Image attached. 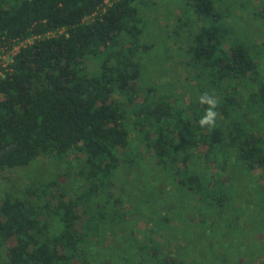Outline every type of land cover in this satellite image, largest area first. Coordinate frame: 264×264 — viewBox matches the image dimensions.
Returning <instances> with one entry per match:
<instances>
[{"label": "trees", "instance_id": "16d2710c", "mask_svg": "<svg viewBox=\"0 0 264 264\" xmlns=\"http://www.w3.org/2000/svg\"><path fill=\"white\" fill-rule=\"evenodd\" d=\"M184 1L193 16L169 37L186 43L191 58L183 64L195 72L191 78L205 77L197 96L219 100L210 131L198 124L207 106L192 91L186 104L145 76L147 53L154 69L162 62L155 61V44L143 40L150 19L142 0H0V46L33 39L0 76V175L39 158L78 160L82 153L72 171L85 186L66 198L58 174L19 195L6 191L0 264H104L97 245L121 228L116 221L126 223L113 191L122 171H134L144 154L152 169L190 192L192 209L215 199L211 188L231 180L221 177L230 169L264 177V139L256 132L258 124L264 129V64L257 61L264 38L256 28L250 47L239 41L236 30L250 35L238 17L249 9L239 0ZM258 187L264 193V180ZM168 241L159 264H192L184 254H169ZM157 243L148 245L149 258Z\"/></svg>", "mask_w": 264, "mask_h": 264}, {"label": "rangeland", "instance_id": "374dc122", "mask_svg": "<svg viewBox=\"0 0 264 264\" xmlns=\"http://www.w3.org/2000/svg\"><path fill=\"white\" fill-rule=\"evenodd\" d=\"M149 1L142 0V13L150 19L143 40L155 44V61L162 63L154 69L156 62H151L152 55L150 53L149 57L147 53L144 60L150 70L145 76L155 84H167L166 90L176 91L180 95L185 92V97H182L184 101L180 95L178 97L187 104L192 100L189 91L193 92V99H197L196 91L203 86L205 77L198 69L202 77L194 75L196 80L191 78L195 72L191 73L193 69L188 66L184 68L183 64L191 58L184 53L186 43L178 44L179 39L170 38L169 35L177 34V23L190 19L193 11L184 0ZM239 1L249 9L248 15L238 11V17L244 21L243 26L250 35L244 34L243 30H236L235 34L240 42L250 47L249 42L255 37L256 28L264 38V0ZM244 14L247 15L245 19ZM179 36L183 39L184 35L181 33L177 38ZM258 55L257 61L263 65L264 50ZM171 79H178L177 83H172ZM185 81L190 82L188 87L184 85ZM254 122L263 124L257 116ZM258 126L256 132L264 139V129ZM79 157L76 160L74 154H70L62 160L39 158L30 166L3 172L0 175V198L6 191L22 194L26 187L53 180L58 174L61 175L59 183L67 193L66 198L74 196L75 192L85 187L76 174L77 168L72 171L73 164L84 156L79 153ZM150 163L153 162L147 154L141 155L134 171L125 169L119 176L118 187L113 192L122 199L125 211L123 208L121 211L126 223L123 217L116 221L121 226L118 231L123 232L120 239L116 238L118 231L111 232L102 240V245H97L96 248L100 249L98 257L101 254L104 264H142L143 261L159 264L164 255L163 242L167 239L165 250L171 255L184 254L192 264H264V193L258 187V183L261 185L264 180L261 174L243 173L241 170L234 173L230 169L229 174L220 175L232 179L217 188L215 186V190L211 188L210 193L214 194L215 199L208 197L206 202L200 204L199 213L197 208L192 209L189 205L193 204L190 192L183 186L179 187L163 169H152ZM151 242H158L155 244L158 252L149 258L147 253ZM12 244L13 241L8 245ZM3 254L4 251L0 249V255Z\"/></svg>", "mask_w": 264, "mask_h": 264}, {"label": "clouds", "instance_id": "9594fccd", "mask_svg": "<svg viewBox=\"0 0 264 264\" xmlns=\"http://www.w3.org/2000/svg\"><path fill=\"white\" fill-rule=\"evenodd\" d=\"M197 102L200 105H206L204 115L198 121L201 128L212 130L216 127V120L219 115L217 109L219 107V100L214 94L203 92L198 94Z\"/></svg>", "mask_w": 264, "mask_h": 264}, {"label": "built area", "instance_id": "2783aa9c", "mask_svg": "<svg viewBox=\"0 0 264 264\" xmlns=\"http://www.w3.org/2000/svg\"><path fill=\"white\" fill-rule=\"evenodd\" d=\"M32 40L31 38L15 39L11 43L0 46V76H5V72L9 71V64L13 62L21 47L30 44Z\"/></svg>", "mask_w": 264, "mask_h": 264}]
</instances>
